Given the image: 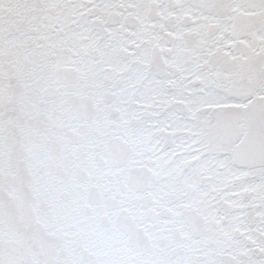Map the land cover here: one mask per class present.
Segmentation results:
<instances>
[{"label": "snow or ice", "instance_id": "obj_1", "mask_svg": "<svg viewBox=\"0 0 264 264\" xmlns=\"http://www.w3.org/2000/svg\"><path fill=\"white\" fill-rule=\"evenodd\" d=\"M0 264H264V0H0Z\"/></svg>", "mask_w": 264, "mask_h": 264}]
</instances>
